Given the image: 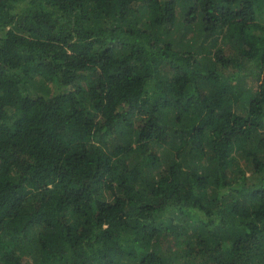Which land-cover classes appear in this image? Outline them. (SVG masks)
Wrapping results in <instances>:
<instances>
[{"label": "trees", "instance_id": "obj_1", "mask_svg": "<svg viewBox=\"0 0 264 264\" xmlns=\"http://www.w3.org/2000/svg\"><path fill=\"white\" fill-rule=\"evenodd\" d=\"M0 264H264V0H0Z\"/></svg>", "mask_w": 264, "mask_h": 264}]
</instances>
